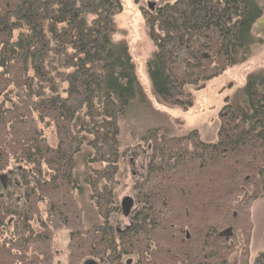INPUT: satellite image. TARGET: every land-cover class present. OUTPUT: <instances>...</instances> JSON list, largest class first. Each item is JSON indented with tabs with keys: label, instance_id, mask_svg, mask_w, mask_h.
<instances>
[{
	"label": "trees",
	"instance_id": "16d2710c",
	"mask_svg": "<svg viewBox=\"0 0 264 264\" xmlns=\"http://www.w3.org/2000/svg\"><path fill=\"white\" fill-rule=\"evenodd\" d=\"M135 2L164 109L186 111L194 91L243 63L264 15V0ZM121 12V0H0V264H55L60 230L65 264H264V252L249 254L252 207L264 200L262 70L225 100L214 142L129 128L149 155L129 225L114 227L120 123L143 111L167 121L117 38Z\"/></svg>",
	"mask_w": 264,
	"mask_h": 264
},
{
	"label": "rangeland",
	"instance_id": "374dc122",
	"mask_svg": "<svg viewBox=\"0 0 264 264\" xmlns=\"http://www.w3.org/2000/svg\"><path fill=\"white\" fill-rule=\"evenodd\" d=\"M173 1L175 0H145L144 6L148 8L147 5L150 3L156 7ZM121 5L122 12L114 19L118 29L117 38L124 40L128 46L136 77L147 99L156 110L167 117V121L159 122L146 111H143L137 114L135 118L120 123L123 144L120 151L118 184L115 190V200L119 210L114 220V227L117 230H124L129 225V218H123L121 215L120 201L125 196L132 197L134 200V190L144 177L149 155V148L144 142H139L137 138L132 139L129 128L142 129L161 125L167 126L171 135L174 136H184L190 131H197L202 141L214 142L219 127V115L225 100L245 85L249 74L264 71L263 15L261 21H257L252 30L258 42L252 46L250 56L243 63L228 69L221 76L211 80L203 89L194 91L193 104L186 111L161 108L151 93V84L146 71V61L153 51V46L140 9L142 4L136 3L135 0H121ZM47 135L49 140L53 142V134L49 131ZM2 177L5 178L4 183H7L8 189V185L18 178L16 166L11 163ZM14 197H18L15 192ZM252 217L254 225L249 246L251 259L264 252V200L253 205ZM66 244L67 232L65 230L58 231L55 241V264H65ZM240 250L237 249L230 257L231 263L237 262Z\"/></svg>",
	"mask_w": 264,
	"mask_h": 264
},
{
	"label": "water",
	"instance_id": "95a60500",
	"mask_svg": "<svg viewBox=\"0 0 264 264\" xmlns=\"http://www.w3.org/2000/svg\"><path fill=\"white\" fill-rule=\"evenodd\" d=\"M147 6L150 11H153L154 9L153 5L148 4ZM119 206H120V211H121V215L123 216V218H129L132 213L133 207H134V200L132 197L125 196L121 199ZM82 264H98V263L95 262L94 260L86 259L82 262Z\"/></svg>",
	"mask_w": 264,
	"mask_h": 264
},
{
	"label": "bare ground",
	"instance_id": "6f19581e",
	"mask_svg": "<svg viewBox=\"0 0 264 264\" xmlns=\"http://www.w3.org/2000/svg\"><path fill=\"white\" fill-rule=\"evenodd\" d=\"M150 4V3H149Z\"/></svg>",
	"mask_w": 264,
	"mask_h": 264
},
{
	"label": "flooded vegetation",
	"instance_id": "af4514ba",
	"mask_svg": "<svg viewBox=\"0 0 264 264\" xmlns=\"http://www.w3.org/2000/svg\"><path fill=\"white\" fill-rule=\"evenodd\" d=\"M264 24V23H263Z\"/></svg>",
	"mask_w": 264,
	"mask_h": 264
}]
</instances>
